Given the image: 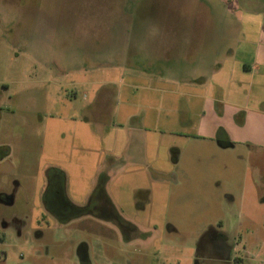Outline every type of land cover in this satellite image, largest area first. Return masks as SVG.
<instances>
[{
	"label": "rangeland",
	"instance_id": "1",
	"mask_svg": "<svg viewBox=\"0 0 264 264\" xmlns=\"http://www.w3.org/2000/svg\"><path fill=\"white\" fill-rule=\"evenodd\" d=\"M194 4L234 25L235 33L240 14L243 34L244 10L264 1L0 0V197L9 198L0 200V264H233L234 257L238 264H264V201L249 189L248 157H219L223 181L210 154L184 156L183 164L194 167L189 187L178 178L168 197L164 189L154 191L144 210L125 199L118 206L122 214L108 216L106 206L89 204L99 192L97 178L83 204H65L59 191L70 200L74 194L71 151L46 148L80 115L79 104L90 101L92 90L83 81L114 77L139 63L104 53L105 44H90L94 39L105 43L137 37V31L148 37L152 20L141 18L145 10ZM135 24L150 28L131 35ZM186 64L183 70L176 65L177 72H208L206 64ZM199 166L202 174L195 172ZM102 175L96 172L97 183Z\"/></svg>",
	"mask_w": 264,
	"mask_h": 264
},
{
	"label": "crops",
	"instance_id": "2",
	"mask_svg": "<svg viewBox=\"0 0 264 264\" xmlns=\"http://www.w3.org/2000/svg\"><path fill=\"white\" fill-rule=\"evenodd\" d=\"M149 9L141 16L152 20L148 37L137 31V37L90 43L105 44L104 53L139 63L118 70L114 77L106 74L104 80L83 81L92 90L90 101L80 103V115L61 128L64 135L46 145L48 150L72 154L73 200L62 189L61 198L66 205L83 204L99 171L103 174L99 183L96 179L99 192L89 196V204L106 206L108 216L122 214L118 206L125 199L144 210L154 191L164 189L161 192L168 197L180 183L178 178L189 187L194 167L183 164L184 156L189 161L208 153L216 158L223 181L219 157H248L249 189L264 201V4L244 10L243 34L240 14L235 33L234 25H225L202 5ZM125 26L117 28L128 29ZM146 28L150 27L135 24L131 35L134 29ZM114 40L117 44L111 43ZM92 51L97 56V48ZM179 63L182 70L186 63L191 69H200L203 63L208 72L182 75L177 72ZM195 172L202 174V166ZM46 183L48 189L50 181L45 179ZM98 207L92 209L93 216L101 214Z\"/></svg>",
	"mask_w": 264,
	"mask_h": 264
},
{
	"label": "flooded vegetation",
	"instance_id": "3",
	"mask_svg": "<svg viewBox=\"0 0 264 264\" xmlns=\"http://www.w3.org/2000/svg\"><path fill=\"white\" fill-rule=\"evenodd\" d=\"M0 200L1 201H3V200H6V201H9V198L7 197V196H5V195H2L1 197H0ZM215 242H216V239L214 240ZM216 244V243H215ZM217 245V244H216ZM81 256H82V258L84 259L85 258V255H84V251H82V249H81ZM220 252V251H219ZM202 257V256H201ZM200 257V258H201ZM200 258H197V259H200ZM232 263L234 264V258L232 259Z\"/></svg>",
	"mask_w": 264,
	"mask_h": 264
},
{
	"label": "trees",
	"instance_id": "4",
	"mask_svg": "<svg viewBox=\"0 0 264 264\" xmlns=\"http://www.w3.org/2000/svg\"><path fill=\"white\" fill-rule=\"evenodd\" d=\"M239 260H240L239 258H236V257H235V258H234V264H238Z\"/></svg>",
	"mask_w": 264,
	"mask_h": 264
}]
</instances>
